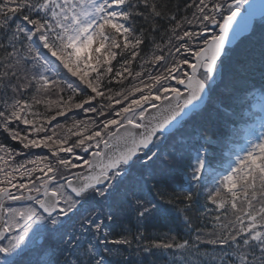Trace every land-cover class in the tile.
I'll return each instance as SVG.
<instances>
[{
	"label": "snow or ice",
	"instance_id": "snow-or-ice-1",
	"mask_svg": "<svg viewBox=\"0 0 264 264\" xmlns=\"http://www.w3.org/2000/svg\"><path fill=\"white\" fill-rule=\"evenodd\" d=\"M240 2L241 0H235L237 7ZM194 6L198 13L196 19L199 30L185 29L176 34L175 39L185 43L176 46L174 52L155 55L145 60V63H159L169 54L175 56L179 53L185 58L175 60L163 72L149 75V83L141 79V86H133L124 96V100H128L130 96L135 97L136 93H140L139 98H132L126 106L111 113V116L122 119H107L102 122V128L88 134H85L87 129L81 130L79 125L75 130L69 128L68 131L78 138L71 146H65L67 139H53L52 136L29 139L9 126L18 122L29 127V135L32 136L45 131L40 121L33 119L40 115L33 109L36 105L44 104V95L59 86L58 80L50 79L47 75H55L59 68L77 78L80 84L85 85L94 94L83 103L75 104V108L95 112V107L84 109V104H90L96 97L104 96L100 90L101 81L109 77V74H113L109 77L110 82L116 76L127 78L119 69L114 72L112 61L118 55H126L123 72H128L127 66L138 58L140 46L145 43L142 38L143 31L138 33L135 29L134 18H143L147 24L162 17L159 5L155 0H0V32L4 36L0 39V49L3 50V59L0 60V97L5 98V105L0 109V129L7 132L24 149L49 147L51 156L56 158L55 165L65 170H88L87 174H76L75 180L61 175L65 183L49 187L55 183L56 173L59 171L53 164H49L46 169L33 167L30 170L26 169L25 164H20L15 171L21 180L30 177V185L24 182L15 183L16 177H13L12 172L0 168V172H4L6 177L0 180V185H3L0 186V202L26 199L36 206L21 210L9 208L3 211L0 237L18 230L19 235L5 237L10 242L7 246L0 247V253L7 255L21 245L33 223H41L44 228L50 226L53 231H58L63 227L62 220L75 216L79 209L90 201H95L98 205L101 201H114L120 193L123 180L135 163L148 166L159 158V152L153 150V145L159 138L158 134H163L173 127L182 116L183 109L197 106L206 85L221 73V65L229 51L228 45L241 34L237 26L233 28V21L236 20L238 12L227 0H213L211 6L206 0H198ZM187 7L193 5L189 4ZM30 14H35V18ZM209 24L214 26L211 33L207 32ZM180 28L181 23L177 21L172 32L176 33ZM153 66L155 67V64ZM138 77H141L140 72H136L133 79ZM170 81L174 82V85L182 86L184 91L169 84ZM33 85L35 94L28 100L25 95ZM9 94L10 103L7 102ZM116 95L120 96L121 93ZM105 98L112 100L110 96ZM172 100L176 101L175 106H171ZM153 101H169L170 106L163 109L167 114L162 119L154 116L148 125H145V113L149 111V107L145 105L156 108L157 105L151 103ZM47 103L56 104V101L48 100ZM115 103L121 104L122 101L117 99ZM64 114L63 108L57 113ZM99 115L103 116L105 113L100 112ZM54 119L56 116L45 118L43 123L48 124ZM125 126L140 131L137 134L127 132L123 139L116 137L117 143L124 145L123 148H118L113 153L95 151L91 153L93 160L73 155L76 148L84 152H88L90 147L99 149L100 145L111 148V139L115 133L108 132L107 140L104 139L103 133L113 127H116L118 132L119 128ZM58 153H66L71 159L59 156ZM47 159L42 157L41 162ZM28 163L36 164V161ZM204 167V155L198 153L192 168L195 180L200 179ZM34 173L42 175H31ZM9 177L11 179H8ZM37 181H40L39 185ZM215 183L218 187L211 192L208 202L215 206L217 213H224L223 220L226 222L221 223L220 215L214 216L213 220L219 230L211 234L215 238L197 235L195 242L226 249L222 256L212 257L210 264H264V133L256 142L250 143L243 156H237L234 162L229 163ZM13 188L20 194L13 193ZM32 192L36 195H26ZM185 199L190 197L186 196ZM87 211L90 215H83L78 225L72 229L75 233L74 239L64 241L66 247L79 249L78 240L81 235L102 231V214L97 213L95 209ZM135 211L139 217H144L159 209L155 205L150 208L137 201ZM107 220L111 222L112 216L108 215ZM98 242L102 245L129 243L127 239L106 238H101ZM86 244L87 247L82 253L73 257L72 264H103L92 245L87 242ZM187 246V241L175 245H152L154 248L164 249H185ZM192 247H195V243ZM200 264H203V261H200Z\"/></svg>",
	"mask_w": 264,
	"mask_h": 264
},
{
	"label": "trees",
	"instance_id": "trees-1",
	"mask_svg": "<svg viewBox=\"0 0 264 264\" xmlns=\"http://www.w3.org/2000/svg\"><path fill=\"white\" fill-rule=\"evenodd\" d=\"M230 1L227 0V3ZM197 2L198 0H155L162 12V17L149 21L147 24L144 23L143 18H134L136 20L135 29L138 33L143 31L142 38L145 43L140 46L138 58L127 66L128 72H123L126 55H118L112 61L114 72L119 69L127 78L121 79L116 76L110 82L109 77L113 74H109V77L101 81L100 90L104 96H98L92 100V103L84 104V109L95 107V112L75 108V104L83 103L84 100L94 96L90 89L80 84L75 77L66 80L57 74H52L49 78L58 80L59 86L51 93L44 95V104L36 105L33 109L34 112L40 114L33 119L39 120L45 131L32 136L29 135L31 129L18 122H13L9 126L10 129L20 132L29 139H41L45 136H52L53 139L60 140L67 139L65 146H71L78 137L73 136L68 131L69 128L75 130L79 125L81 130L87 129L85 134L102 128V122L108 119L106 115L110 112V104L113 107L111 109L119 111L121 107L126 106L128 100L140 95V93H136L135 97L130 96L128 100H124V96L132 90L133 86H141L139 83L141 79L145 83H149V75L163 72L175 60L184 58L179 53L175 56L169 54L159 63L154 61L145 63V60L155 55L174 52L176 46L185 43L176 40V34L182 33L185 29L188 31L199 30L197 28L198 21L194 15L196 9L194 5ZM206 2L211 5L213 0H206ZM189 4L193 7H187ZM30 15L35 18V14ZM177 21L181 23V28L173 33L172 29ZM188 21H192V23ZM3 38V33L0 32V39ZM21 51L23 52V49ZM2 59L3 50L0 49V60ZM225 61L226 63L221 65V78L209 89L205 107L182 123L183 127L188 129L192 146L203 153L208 166L218 164L222 153L227 150L230 143L239 142L240 127L249 122L248 112H251L252 105L257 100L264 98V23L254 24L251 34L242 38L229 49L226 58H224ZM136 72H140L141 77L133 79ZM72 89L76 91L74 92ZM116 93H121V95L117 96ZM34 94L35 86L33 85L26 93L25 98L31 100ZM109 96L112 97L111 101L105 98ZM117 99L122 103L116 104L115 100ZM48 100L56 101V104H48ZM7 102H11V94L7 97ZM4 105L5 98L0 97V109ZM61 108L65 114L57 115ZM100 112L105 115H99ZM51 116H56V119L44 124V119ZM114 128H110L106 132H112ZM179 130L170 136L179 134ZM0 152H2L0 157H3L0 159V168L4 171H11L13 177H16L14 181L21 180L18 172H13L19 168L20 164H25L27 170L33 167L46 169L49 164L55 165L56 160L51 156L49 147L24 149L3 129H0ZM58 155L63 157L67 154L58 153ZM73 155L85 156L86 152L76 148ZM42 157H47V161L41 162ZM68 157L71 159L70 156ZM29 161H36V164L28 163ZM188 166V158L171 167L160 166L157 160L148 166L135 163L131 168L130 181L121 185L120 191L124 195H118L119 198L117 196L114 201L109 203L107 201L104 204L100 202V206L92 208L99 211L98 213L102 214L104 218L102 231L94 234L96 251L99 254L98 257L103 260V264H200V261H203V264H210L212 257L224 254L226 251L224 248L195 242L197 235L215 238L211 234L219 230L216 227V221L213 220L214 216L220 215L221 223L226 221L223 220L224 213H217L213 205L208 202L209 198L203 187H189L190 185L186 182ZM55 167L59 169L58 173H60V166L55 165ZM3 173L0 172V180L6 178ZM25 179L30 185L31 178ZM186 196L190 199L186 200ZM137 201L150 208L155 205L159 211L139 217L135 211ZM108 215L112 216L111 222L107 220ZM228 215L231 216V213ZM101 238L127 239L129 243L102 245L98 242ZM185 241L188 242V246L185 249H179V254L172 259L169 255L172 254L173 249H176L175 247L172 249L160 248L158 256L151 252L154 249L152 245L157 243L175 245ZM194 243L195 247H192ZM145 250L149 251L147 255H143ZM63 251L61 248L60 253ZM166 252L169 253L166 255ZM55 258L51 257L48 264H62L63 260L57 262ZM61 258L63 259V256Z\"/></svg>",
	"mask_w": 264,
	"mask_h": 264
},
{
	"label": "rangeland",
	"instance_id": "rangeland-1",
	"mask_svg": "<svg viewBox=\"0 0 264 264\" xmlns=\"http://www.w3.org/2000/svg\"><path fill=\"white\" fill-rule=\"evenodd\" d=\"M246 1L247 0H241L238 7L236 6L235 0H231L229 3L233 4L234 10L243 11V5ZM194 14L196 19V16L198 15V13H196V9L194 11ZM262 23H264V19L257 22V24H262ZM213 31H214V26L209 24L207 27V32L211 33ZM224 58H226V56ZM224 63H226V61ZM55 74L59 75L62 79H66V80L74 79V77H72L69 73H67L63 68H59ZM47 75L51 76L52 73H47ZM220 78H221V73L216 75L214 81L206 85L207 90L213 87L219 81ZM168 83L172 84V86H175L179 90L183 91L181 88H179L178 85H174V82L170 81ZM145 91H147V89H145ZM153 91L155 92V89H153ZM139 96H137V98H139ZM130 100L126 102V105L130 102ZM159 102L161 101H153L151 103L157 105ZM145 107L150 108L149 105H145ZM111 108H109L110 112L106 115L108 119H112V118L122 119L120 117L111 116V113L114 111V109ZM137 111H139V109H137ZM129 115H131V113H129ZM248 115H249V122L240 127L241 133L238 137L239 142L237 141L234 143H230L227 146V150L222 153L220 157V161L215 166L214 165L208 166L206 165L205 162V167L201 170V176L199 180H195L193 178L192 168L196 163L197 154L202 152L195 149L192 146L190 138L188 136V129L186 127H183V125H181L179 134L172 136H170L171 134L165 136H158L159 138L156 140L155 144L153 145V150L159 152V158L156 160L158 161V163H160V166L162 165L164 167H171L175 164H179L180 162L185 160V158H188L189 168H187L188 174L186 177V182L190 185L189 187L191 188L203 187V190L206 192L209 198L211 192L214 191L216 187H218V185L215 183V180L225 172V170L229 166V163L234 162L237 156H243L245 150L250 146V143L256 142L261 137V134L264 133V98L257 100L252 105L251 112H248ZM115 130L116 127L113 129L112 133ZM107 133L108 132L105 131L103 133V136L105 137ZM106 137L104 139H106ZM90 143H95V142H90ZM100 149H101V145L99 149L90 147L88 149V152H86V155L81 157L83 159L89 160L90 154L98 150L100 151ZM0 154H2V152H0ZM63 157L69 158L68 154L66 156L64 155ZM152 163H154V161ZM136 164H140V163L137 162ZM85 169L86 168H76L71 170H65L60 166V173L58 172L56 173V176L58 178L56 177L55 183L52 184L50 187H55L57 185H62L65 183V180L61 179V175H63V177L65 178H68L70 176H73L74 174L81 173ZM20 171H22V169H20ZM13 172H15V170ZM45 179L47 178L45 177ZM130 179H131V170L129 171L127 177L123 180L122 184H125V182H129ZM27 181L28 180L25 179V180H16L14 182L27 183ZM36 183L37 185H39L40 181H37ZM12 192L15 194H20L18 190L15 188L12 189ZM28 194L34 195L36 193L32 192ZM121 194L124 195L122 191H120L119 196H121ZM107 202L109 203L110 201ZM4 203H6L4 210L9 208H15L21 210V209L36 207L32 201L26 202L23 205H20V203L10 200L8 201L5 200ZM101 203L104 204L106 203V201H101ZM97 206L100 205H98L95 201H90L83 208L79 209V211L75 216L71 217L70 219L62 220L61 224L63 225V227H60L58 231H53V229L50 226L44 228L41 225V223H33L32 228L28 230V235L25 236V240L21 245H19L13 251L9 252L7 255L0 253V264H5V261H7V264H48L51 257H56L55 261L57 260V262L58 261L61 262L63 260L62 264H66V262L67 264H72L73 257L80 255L82 253V250L87 247L86 242L90 243L92 247L96 250V246L94 242L95 239L94 234L96 233L88 232L81 235L78 240V244L80 245V248L76 250H74L72 247H66L64 241L68 239H74L75 233L72 231V229L78 225L79 221L83 218V215H90V213L87 211L88 209H92ZM213 207L215 208L214 205ZM85 212L88 213L85 214ZM96 212L98 213L99 211ZM0 221H1V216H0ZM21 223L23 222L21 221ZM8 235L11 236L19 235V230L7 234V236ZM9 242L10 241L5 238V240L0 243V247L7 246ZM61 248H63L64 250L62 253H60ZM151 252L156 256H158L160 255V248H154ZM148 253L149 251L145 250L143 252V255H147ZM168 253L169 252H166L165 254L167 255ZM177 254H179V249H173L172 254L169 255V257H171L172 259ZM98 255L99 254H97V256ZM61 256H63V259L61 258Z\"/></svg>",
	"mask_w": 264,
	"mask_h": 264
},
{
	"label": "water",
	"instance_id": "water-1",
	"mask_svg": "<svg viewBox=\"0 0 264 264\" xmlns=\"http://www.w3.org/2000/svg\"><path fill=\"white\" fill-rule=\"evenodd\" d=\"M238 15L235 21H233V28H235L236 26L238 27V29L241 31V34L237 37V39L230 45H228V49L232 48L237 42H239L242 38H245L247 36H249L251 34L252 28L254 26L255 23H257L258 21L264 19V0H247L244 5H243V11H237ZM230 34L232 32V29L229 30ZM194 62V61H193ZM179 88H181L183 91V87L178 85ZM208 99V90L207 88L205 89V92L202 95V99L201 101L197 102V106L195 108H193L192 106H189L188 108L183 109V114L180 118H178V121L174 124L173 127H170L168 129L167 132L163 133V134H158V136H165V135H169L171 133H173L175 130L180 128V125L185 122L191 115H193L195 112L201 110L204 108L206 102ZM176 101L172 100L171 101V106H175ZM169 101H161L157 104L156 108H149V111L145 113V121L143 123H145V125H148V122L150 120H152V117H157L159 119H162L164 115H166L167 113L163 112V109L165 107H169ZM155 122V121H153ZM140 130L137 129H131L128 126H125L124 128H119V131L117 132V130H115L113 133H115V136L111 139V148H105L104 145H101V149L100 151L103 153H113L115 152L118 148H123V144H118L117 143V139L116 137H119L121 139H123L127 132H132L133 134H137ZM109 139V137H106V140ZM93 153V152H92ZM89 160H93L92 155L90 154L89 156ZM87 169H85L84 171H82L81 173L78 174H87ZM71 178H73V180L76 179V174H74L73 176H70ZM52 184L49 185V187ZM26 195H29L28 193ZM36 194H34L33 196H35ZM39 198H43V197H39ZM8 201V200H7ZM17 203H25V202H30L29 200L26 199H22L20 201H15ZM3 217V216H2ZM1 222H2V218H1ZM0 226H2V223L0 224ZM4 237H0V241L3 239ZM39 243V242H38Z\"/></svg>",
	"mask_w": 264,
	"mask_h": 264
},
{
	"label": "flooded vegetation",
	"instance_id": "flooded-vegetation-1",
	"mask_svg": "<svg viewBox=\"0 0 264 264\" xmlns=\"http://www.w3.org/2000/svg\"><path fill=\"white\" fill-rule=\"evenodd\" d=\"M5 200H3L2 202H0V216L2 217L3 216V210H4V207L6 206V203H4ZM21 205V204H20ZM1 223V221H0ZM7 236V234L5 235V237Z\"/></svg>",
	"mask_w": 264,
	"mask_h": 264
},
{
	"label": "bare ground",
	"instance_id": "bare-ground-1",
	"mask_svg": "<svg viewBox=\"0 0 264 264\" xmlns=\"http://www.w3.org/2000/svg\"><path fill=\"white\" fill-rule=\"evenodd\" d=\"M1 218H3V219H4V217H1Z\"/></svg>",
	"mask_w": 264,
	"mask_h": 264
}]
</instances>
